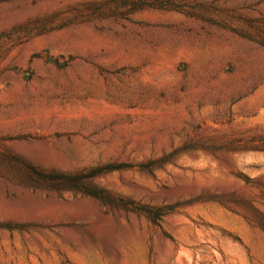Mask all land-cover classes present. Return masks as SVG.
I'll return each mask as SVG.
<instances>
[{"label": "rangeland", "instance_id": "rangeland-1", "mask_svg": "<svg viewBox=\"0 0 264 264\" xmlns=\"http://www.w3.org/2000/svg\"><path fill=\"white\" fill-rule=\"evenodd\" d=\"M0 264H264V0H0Z\"/></svg>", "mask_w": 264, "mask_h": 264}]
</instances>
